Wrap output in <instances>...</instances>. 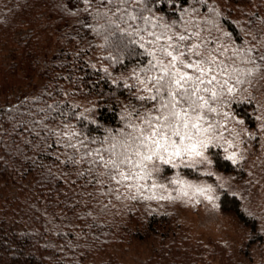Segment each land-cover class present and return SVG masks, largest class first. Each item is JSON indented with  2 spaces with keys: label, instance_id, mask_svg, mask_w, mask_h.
<instances>
[{
  "label": "trees",
  "instance_id": "16d2710c",
  "mask_svg": "<svg viewBox=\"0 0 264 264\" xmlns=\"http://www.w3.org/2000/svg\"><path fill=\"white\" fill-rule=\"evenodd\" d=\"M224 1L148 0L145 15L180 29L195 22L230 50L264 53V0ZM115 7L101 0H0V264H136L114 248L154 238L143 264H264V228L242 195L223 189L219 197L220 208L248 230L245 245L236 247L194 234L168 212L140 213L129 189L109 192L107 181L95 183L80 152L67 147H108L139 107L135 89L125 85L135 84L142 50L129 43L125 25L116 28ZM239 66L262 71L264 61ZM239 86L215 105L217 116L228 105L224 120L239 117L255 128L258 101L240 99ZM209 153L215 168L243 176L219 144ZM161 168L204 176L197 167Z\"/></svg>",
  "mask_w": 264,
  "mask_h": 264
},
{
  "label": "snow or ice",
  "instance_id": "6c2138e0",
  "mask_svg": "<svg viewBox=\"0 0 264 264\" xmlns=\"http://www.w3.org/2000/svg\"><path fill=\"white\" fill-rule=\"evenodd\" d=\"M105 2L116 5L112 11L119 21L116 28L125 25L124 34L132 37L129 43L142 50L138 53L141 64L131 76L135 84L125 85L135 89L139 107L134 106L129 113L128 131L122 132L119 140L106 142L108 147L87 148L84 141L67 147L80 152V160L97 177L95 183L104 186L103 181H107L109 192L123 187L134 188L139 194L144 188L141 182L151 181L161 165L193 167L204 162L206 137L223 127L213 118L219 115L215 105L224 103L226 96L237 91L236 85L245 82V76L259 70L239 65H255L257 57L264 61V53L254 48L230 50L211 34H203L195 22L180 29L154 21L145 15L148 0H101ZM74 135L70 134L69 140ZM112 183L117 187L112 188ZM170 183L183 185L184 181ZM157 187L166 186L153 182L152 188ZM205 191L197 189L201 195ZM182 194L188 195L187 191Z\"/></svg>",
  "mask_w": 264,
  "mask_h": 264
},
{
  "label": "rangeland",
  "instance_id": "374dc122",
  "mask_svg": "<svg viewBox=\"0 0 264 264\" xmlns=\"http://www.w3.org/2000/svg\"><path fill=\"white\" fill-rule=\"evenodd\" d=\"M218 1L223 7L227 6L224 0ZM231 7V6H230ZM236 17H241L237 11L231 12ZM230 45V42L227 43ZM259 69V68H258ZM238 91L242 97H256L259 104L257 126L246 127L241 118L233 117L224 120L229 111V106H222V112L213 118L223 125L217 127L214 133L206 137L208 146L202 149L204 162L195 164L203 171L204 176L193 177L185 173H159L153 174L151 181H142L144 188L139 195L135 189L130 190L129 197L135 202L134 207L140 212H168L176 216L188 226L194 234L204 233L214 237H221L232 242L233 246H244L248 230L243 227L231 212L220 208L219 197L223 189L235 192L245 198L247 208L256 214L264 228V70L254 71L251 76L244 77ZM226 114V115H225ZM212 143L219 144L228 157L238 161L245 172L243 176L230 174L215 168L212 164L209 147ZM199 160L200 158H196ZM172 180H182L183 185L172 184ZM165 185V188H152V183ZM191 185V187H189ZM206 189L201 195L197 189ZM187 191L188 195H183ZM155 194V199H148ZM133 196L136 198L133 199ZM160 196L171 197L160 199ZM207 197H211L209 200ZM157 239L139 241L123 248H114L125 261L143 264L149 254L150 248ZM253 250V249H252Z\"/></svg>",
  "mask_w": 264,
  "mask_h": 264
}]
</instances>
